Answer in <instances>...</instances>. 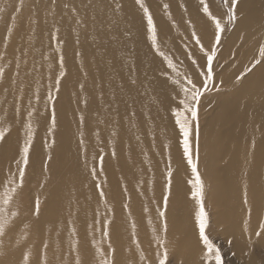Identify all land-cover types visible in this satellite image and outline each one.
<instances>
[{
	"label": "bare ground",
	"instance_id": "obj_1",
	"mask_svg": "<svg viewBox=\"0 0 264 264\" xmlns=\"http://www.w3.org/2000/svg\"><path fill=\"white\" fill-rule=\"evenodd\" d=\"M149 1L150 8L157 5ZM180 1L192 16L187 19L193 35L207 46L213 32L207 15L193 12L195 0ZM178 3L171 0L170 5L181 19ZM208 3L216 15L214 0ZM22 4L21 9L16 0H0V42L7 32L10 36L3 57L8 67L0 69V104L10 98L14 83H21L24 107L17 115L22 128L16 137L0 139V220L18 215L0 237V264H101L98 249L111 264H158L157 253L165 248L168 258L174 257L167 264H213L211 254L200 258L206 246L196 219L199 203L192 196L195 174L170 113L178 92L169 80L175 83L179 72L187 86L201 56L191 46L189 60L177 41L172 53L163 47L159 39L163 33L171 35L163 21L157 22L162 34L156 33V48L149 47L145 21L133 0ZM249 4L229 40L243 36L234 51L243 61L264 41V35L255 36L264 30V0ZM15 10L17 26L8 31ZM100 13L110 15L99 21ZM52 33L59 35L60 45ZM173 56L178 60L175 69L164 63ZM101 71L98 97L91 93ZM147 86L157 93V103L145 101ZM238 86L220 96L213 113L200 120L199 132L194 122L191 130L188 119L189 141L203 183L204 207L211 212L208 218L212 216L206 234L223 225L220 231L232 241L241 264H264V62ZM54 88L58 98L49 104L47 95ZM51 112L55 125L51 123L53 135L47 137ZM29 123L32 140L25 166ZM10 179H15L16 192L5 204ZM37 202L38 214L34 208L30 217L21 216ZM231 264L240 263L231 259Z\"/></svg>",
	"mask_w": 264,
	"mask_h": 264
},
{
	"label": "rangeland",
	"instance_id": "obj_2",
	"mask_svg": "<svg viewBox=\"0 0 264 264\" xmlns=\"http://www.w3.org/2000/svg\"><path fill=\"white\" fill-rule=\"evenodd\" d=\"M24 0H22L23 2ZM134 1V5L139 8V11L141 12V15L145 21V35H148V38H146V41L149 43V47H151V45L156 48V43L153 44L152 39H151V32L148 29V25H147V16L145 15L143 9L140 7V4L137 2V0H133ZM154 1V0H153ZM179 3V7H180V13L182 14L181 19H177V12L174 11V7L172 5H170L171 0H156L155 3V7H153V5L151 4V8L149 7V0H143V4L148 8L151 9L149 12L152 15V19H153V23L155 25V28L157 27V22H161L163 21L164 25L166 27H170L171 29V35L168 36L164 35L163 33V37L162 39H159L161 42V45L172 53L173 49V43H175L174 41L178 42L179 45V50L181 53L185 54V57L188 58L189 60H193L192 58V52H191V46L194 47L195 51L201 56V60L197 61V64L195 63V67L193 70V74L190 75V79L192 80V82L197 86V88L201 89L202 91V95L199 98V104L196 105L197 108V117L195 120H193L190 116V113H185V115L188 117L189 121L191 122V130H193V123L195 124V129L196 132H199L201 127H200V120L203 119L204 117L209 116V113H213V105L217 103V101L219 100V98H221L220 96H224V95H228L234 91H236L238 89V85L241 84V82L247 77L249 76V74L257 67L259 66L261 63H256L257 60H260V55H259V48L261 46H264V41L262 44H260L259 46H257L252 53L250 54L249 57H246V61H243L242 58H240V56H236L237 54L234 51H237L239 45L243 44L242 41V37H238V39H234L232 41H229L232 36V32L237 28L238 21L240 18H242L243 16L246 15L247 10L249 7H251V5L249 4V0L248 3L246 2V4L244 3L243 0H237V3L234 6V11H235V19L232 20L231 22L229 21V15L230 13V3L226 2V0H214L215 6H216V12L217 14L215 15L212 9L211 4L208 3L209 0H207L208 6L211 7V12L213 15L217 16L219 19H224L228 24L226 26H222L224 27V31L223 33H219V35L221 36L220 42L219 44L216 43V35L217 30L215 29L214 24L212 23V21L208 18L209 22L211 23V26L213 27V32H211V35L209 37L210 41L207 43V46H205L204 44H202L200 42V44L196 43V39L197 37L195 35H193L192 31H191V27L188 25V19L192 17L190 15V12L188 11L187 7L184 4H180L181 1L177 0ZM197 2V6L193 8V12H195L196 15H203L205 16L206 14L203 12V8L201 5V0H195ZM6 4L9 2V0H5ZM16 2L18 4H21V0H16ZM5 5V4H4ZM209 7V9H210ZM240 7H243V9H240ZM2 8V6L0 7ZM153 12V13H152ZM102 13H100L99 15H97V19L103 20L106 17H109L110 13H106L104 15H101ZM153 14L155 16H153ZM196 15L195 18H198ZM16 16H17V11L15 10L12 15L9 17V28L8 31L12 28H15V26H17V20H16ZM259 17V16H258ZM257 17V18H258ZM157 19V21H155ZM53 19H51L50 21H52ZM180 22L183 23V27H179ZM101 29H98L97 34H100ZM160 31L156 30V33L159 34ZM162 34V32H160V35ZM252 34V33H249ZM101 35V34H100ZM255 34H253L252 36H254ZM264 35V30L260 31V33H258L256 36V38H261ZM251 36V37H252ZM51 37L54 41V43L57 44H61L62 41H60L59 39V35L58 34H51ZM9 41H10V36L9 33L7 32L1 39L0 42V69H7L8 67V61L3 59L4 57V53L6 52V48L9 46ZM157 42V41H156ZM113 43V39L109 38V46H111ZM177 44V43H176ZM201 46L203 47V51L201 50ZM102 47H104V45H102ZM152 48V47H151ZM27 49V47H26ZM233 49L230 53L229 51ZM152 52L155 53L154 49H151ZM215 51L216 52V56L213 60V64H212V69H213V76L211 79V82L208 83L207 85V90H204V80L206 79V74H207V63H206V53H210L211 51ZM61 48L58 49V55H59V59L61 60L62 58V53L60 52ZM223 52H228L226 55H224ZM157 56H160V52H158L156 50L155 53ZM224 55V57H223ZM161 58V57H159ZM162 59V58H161ZM163 60V59H162ZM164 61V60H163ZM171 61L173 62V64H176L178 60L174 59V56L171 58ZM179 62L181 64V67L184 66L183 60L181 58H179ZM239 62V64H238ZM164 63L166 65L169 66L168 64V60L166 62V60L164 61ZM243 65V66H242ZM242 66V67H241ZM21 67V66H20ZM130 74H135L137 72H129ZM179 73V72H178ZM94 74H98L97 72H94ZM129 74V75H130ZM161 74H165V75H169V73L167 71H163ZM226 76V80L229 82H226L225 80V75ZM222 75V76H221ZM224 75V76H223ZM218 76V77H217ZM230 77V78H229ZM196 78V79H195ZM229 78V79H228ZM99 80V82H97V80L95 81V86H96V91L91 93L93 95H98V97H100L99 95L101 94V91L98 90L99 89V85L101 84L100 81L104 80V73H102V71L100 72V75H97V78ZM174 79V78H173ZM172 79V80H173ZM172 80H169L170 82H172L175 90L178 92V96H176V94H174V99H173V107L171 109V114L173 116H175V111L176 110H180L183 111V105H181L179 103V101L181 99H183V92L181 91L180 85L184 84V81L182 79V77L179 75V77L176 74V80H179V83H173ZM188 80V79H187ZM198 84L202 85V86H198ZM21 83H14L12 89H11V93H10V98L8 100H6L4 102V104H0V122L4 121V125L3 127H0V129L4 130V137L13 140L16 137V134L18 133V131L22 128V126L18 123L17 121V115L22 113L24 111V107H23V101L21 100V94H22V88H21ZM146 90L148 93L145 94L144 99L147 102L150 103H157L158 102V95L155 92L154 88L152 86H147ZM57 91L58 89L54 88L52 89L48 95H47V100L49 104L54 103L58 96H57ZM52 97L51 99L49 97ZM178 97V98H177ZM189 102L191 103V98L189 97ZM84 99L79 101V104H83ZM10 107V108H9ZM105 108V107H103ZM102 108V109H103ZM151 110V109H149ZM147 111V110H146ZM148 112V111H147ZM12 113V116H9ZM25 113V112H24ZM53 112L51 113H47L48 118V127L46 129V135L47 137H52L53 135V128H52V120H53ZM90 115L93 117V119H97V114L96 113H90ZM12 117V119L10 120V118ZM176 117V116H175ZM28 121H26L27 124ZM180 128V126H179ZM80 140H82V136L80 135L79 137ZM183 133L181 132V130H179V136H178V140L180 145H183ZM198 140V139H196ZM100 147V151L103 152L104 149ZM194 162V161H193ZM190 169L192 168L191 166L189 167ZM44 195V193H43ZM36 205L34 204L33 207L30 208V210L28 212H24L21 216L27 218L30 217L33 213V209H36ZM205 211L207 212V214H211V212L207 209H205ZM18 217V215L16 216H11L9 219L7 217H5L4 219L0 220L6 223V227L9 225V223L14 219ZM247 217L249 218V215H247ZM7 218V219H6ZM212 216H210L208 218V225H209V220H211ZM212 223V222H211ZM223 229V225H219L217 229H215V231L211 232L210 235L206 234L209 236V239L213 242V244L215 245V247L217 249H219V254H220V258H221V262L220 264H231V259H235L237 260L240 264L242 263V259H240L239 254L237 252H235L234 249H232V241L226 239L224 233H222L220 230ZM259 230V229H258ZM258 235V234H257ZM257 242V241H256ZM202 252V254L200 255V258H205V257H209L210 253L208 251L207 248H202V251H200V253ZM174 257L171 256V258L168 259H173ZM212 260L213 264H216L215 261V255L214 253L211 254V257L209 258ZM173 261V260H171ZM178 264H182V261H177Z\"/></svg>",
	"mask_w": 264,
	"mask_h": 264
},
{
	"label": "snow or ice",
	"instance_id": "obj_3",
	"mask_svg": "<svg viewBox=\"0 0 264 264\" xmlns=\"http://www.w3.org/2000/svg\"><path fill=\"white\" fill-rule=\"evenodd\" d=\"M137 2L140 4V7L143 9L145 15L147 16V25L148 29L151 32V39L153 44L156 43L157 37H156V28L153 23L152 15L149 12L148 8L143 4V0H137ZM226 2L230 3V15H229V21L231 22L232 20L235 19V11H234V6L237 3V0H226ZM201 5L203 8V12L207 15V17L212 21V23L215 26V29L217 30V35H216V43L219 44L221 36L219 33H223L224 27L221 24V20L212 14V12L209 9L207 0H201ZM23 4L21 0L20 8L22 9ZM2 11V9H0ZM195 35V33H194ZM196 43L200 44V40L197 37ZM159 50V49H158ZM201 50L203 51V47L201 46ZM259 55H260V60H257L256 63H261L264 62V46H261L259 48ZM216 56V52L213 50L210 53H206V63H207V74H206V79L204 80V90H207V85L208 83L211 82L212 76H213V69H212V64L213 60ZM63 61L61 58V65ZM169 67L175 69V64L169 59L168 60ZM61 75H63V70L61 69ZM179 73H177V76L179 77ZM176 83H179V80L176 81ZM56 85L58 87L59 85V80L56 81ZM181 91L183 92V99L179 101L181 105H183V111L176 110L175 111V116H176V123L179 124L180 130L183 133V148H184V153L188 157V163L192 167V172L195 174V181L193 182V188L195 191L192 193L193 198H195L198 203H199V210L196 213V219L199 223V235L201 239L203 240L204 245L208 249L209 253L212 254L214 253L215 255V261L216 264H220L221 258L219 254V249L215 247L213 242L209 239V236L206 235V228L208 227V214L205 211L204 207V199H203V183L201 181V178L197 172V166L193 162L192 154H191V147H190V141H189V135H190V126H189V121L188 117L185 115V113H190V116L193 120L196 119L197 117V108L196 105L199 104V98L203 94L201 89L197 88V86L192 82L191 79L187 80V86L181 84L180 85ZM189 97L191 98V103L189 102ZM50 99L52 98L51 96L49 97ZM53 126L55 125V117L53 115V120H52ZM31 123L28 125V136L25 141L24 147H23V163L26 166L28 163V154H29V149L31 146V140H32V131H31ZM4 137V130L0 129V139H3ZM102 159V158H101ZM93 172H95V169H93ZM171 173H169V176ZM23 177H24V171L23 169L19 170V183L20 186L23 184ZM9 184L12 185L11 187L5 188L4 191V203L8 204L12 200L13 194L16 192V182L15 179H10ZM101 196H103V192L100 193ZM167 198H165L166 202ZM246 202V201H245ZM36 212L37 214L39 213V203L37 202L36 205ZM161 215H164V213H161ZM0 216H3V212H0ZM166 227V225H165ZM5 228H6V223L3 221H0V237H2L5 234ZM106 235V233H105ZM98 252L101 256V264H111V261H109L106 257H104L103 251L98 249ZM0 255H3V253H0ZM159 260L158 264H167L168 260V252L167 249L165 248L163 252H158L157 253Z\"/></svg>",
	"mask_w": 264,
	"mask_h": 264
}]
</instances>
